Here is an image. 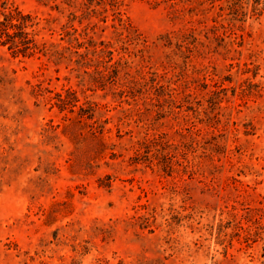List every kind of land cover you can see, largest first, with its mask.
<instances>
[{"label": "rangeland", "instance_id": "rangeland-1", "mask_svg": "<svg viewBox=\"0 0 264 264\" xmlns=\"http://www.w3.org/2000/svg\"><path fill=\"white\" fill-rule=\"evenodd\" d=\"M7 1L0 264H264V0Z\"/></svg>", "mask_w": 264, "mask_h": 264}, {"label": "trees", "instance_id": "trees-1", "mask_svg": "<svg viewBox=\"0 0 264 264\" xmlns=\"http://www.w3.org/2000/svg\"><path fill=\"white\" fill-rule=\"evenodd\" d=\"M40 31L36 17L18 4L4 0L0 4V46H7L14 55H46V42H40ZM73 94V92H70ZM69 99V98H68ZM68 99L60 97V108L68 104ZM63 102V104H62Z\"/></svg>", "mask_w": 264, "mask_h": 264}]
</instances>
